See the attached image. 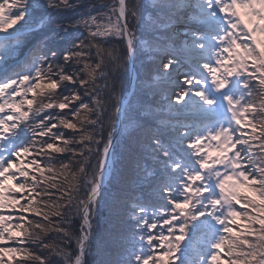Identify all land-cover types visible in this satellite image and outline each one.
Here are the masks:
<instances>
[{"label":"snow or ice","instance_id":"obj_1","mask_svg":"<svg viewBox=\"0 0 264 264\" xmlns=\"http://www.w3.org/2000/svg\"><path fill=\"white\" fill-rule=\"evenodd\" d=\"M0 264H264V0H0Z\"/></svg>","mask_w":264,"mask_h":264},{"label":"trees","instance_id":"obj_2","mask_svg":"<svg viewBox=\"0 0 264 264\" xmlns=\"http://www.w3.org/2000/svg\"><path fill=\"white\" fill-rule=\"evenodd\" d=\"M147 2L150 4L151 3V0H147Z\"/></svg>","mask_w":264,"mask_h":264}]
</instances>
